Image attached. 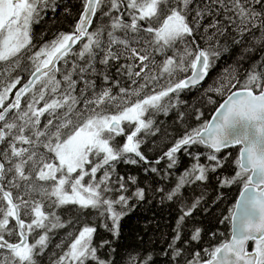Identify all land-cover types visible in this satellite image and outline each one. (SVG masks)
Instances as JSON below:
<instances>
[{"label":"snow or ice","instance_id":"snow-or-ice-1","mask_svg":"<svg viewBox=\"0 0 264 264\" xmlns=\"http://www.w3.org/2000/svg\"><path fill=\"white\" fill-rule=\"evenodd\" d=\"M80 5L72 30L45 40L34 26L61 7L70 16L69 4L0 0V264H114L121 220L132 201L146 199L144 188H130L138 178L118 174L117 166L167 179L181 153L190 166L172 188L156 189L180 211L162 255L169 264H264V0ZM229 37L234 44L247 37V55L203 88ZM193 90L210 104L226 94L210 120L181 99ZM161 115L175 127L164 126ZM158 141L171 143L150 158ZM226 164L234 172L215 177L219 188L242 187L225 217L230 238L188 259L186 247L199 244L204 230H189L185 221L204 194L189 202L184 189L206 184ZM97 220L112 240L95 242ZM125 264L156 261L151 251L137 252Z\"/></svg>","mask_w":264,"mask_h":264},{"label":"trees","instance_id":"trees-1","mask_svg":"<svg viewBox=\"0 0 264 264\" xmlns=\"http://www.w3.org/2000/svg\"><path fill=\"white\" fill-rule=\"evenodd\" d=\"M64 4H69L72 7V14L69 16L65 14L62 7L55 13V18L51 12L41 21L40 24L34 26L36 33L44 32L46 35L44 39L47 40L52 37L56 31L70 32L72 30L75 20L78 18L80 11V0H63ZM95 26V24L93 25ZM258 35V33H257ZM226 50L221 55V58L217 62L214 69L211 70L209 78L203 83V88L208 87L214 80H216L225 68L235 64L241 57V55H247L245 48L248 46V38L240 44L232 43L231 37L226 41ZM79 47V45H77ZM256 58V54H253V59ZM244 67H248V61L245 60ZM123 83V81H122ZM115 91V90H114ZM224 97L214 96L215 104L206 102V98L202 91H185L181 93V99L187 100L191 105H197L201 107L204 112L203 119L210 120L214 114V110L217 106L224 102ZM191 111V109H189ZM159 120L163 121L166 127H175L172 123L171 116H159ZM155 139V138H153ZM171 141L163 142L158 141L149 153L150 158L162 154L167 149ZM203 151L202 148L197 149ZM233 155L236 154L235 149H230ZM192 160L183 153L180 154V161L175 169L169 170L171 175L167 179H162L163 172L160 175L155 173H145L142 167L119 164L116 168V172L120 175H124L127 178L128 175H134L137 179V185H130L132 190L139 186L145 189L146 199L144 201H132L135 205L131 212L121 220V234L118 240H115L112 247L116 248V252L113 253L114 264H125L128 254H136L137 252L145 254L151 251L154 254L156 264H169V257L163 256V251L167 248L168 243L172 239L173 228L176 224L177 217L180 215L179 205L176 202H161L162 193L156 191L158 188H165L168 190L175 185L176 177L182 174V172L190 166ZM201 163H205V158L201 157ZM163 162L157 167L163 168ZM234 169L226 164L224 169H219L217 173H210L209 180L206 184L191 185L184 189L185 198L191 201L195 197H199L204 194V200L201 206L193 213V217L185 221L189 230L194 227L203 228L202 240L199 244L188 245L185 249L187 253L186 258H191L192 251H201L204 247H213L220 244L222 241L230 238L231 224L225 219L231 214V211L237 202V199L242 191V187L239 185H233L230 188H219V181L215 178L220 173L231 175ZM222 193V195H221ZM223 221V222H221ZM91 223V219L88 221ZM100 221H96L97 235L96 241L100 240H112L110 233L99 227ZM68 229L60 230V233L66 232ZM210 233H216L213 237ZM189 235V232L185 233L184 239ZM59 240L60 235H57L54 240ZM53 240V241H54ZM67 247V245H65ZM107 246L99 253L102 256L107 255ZM45 264L47 261L45 260Z\"/></svg>","mask_w":264,"mask_h":264},{"label":"water","instance_id":"water-1","mask_svg":"<svg viewBox=\"0 0 264 264\" xmlns=\"http://www.w3.org/2000/svg\"><path fill=\"white\" fill-rule=\"evenodd\" d=\"M214 115V114H213ZM212 117V116H211ZM211 119V118H210ZM238 200H239V197H238V199H237V202H238ZM253 250V248H252V242H249V251H252Z\"/></svg>","mask_w":264,"mask_h":264},{"label":"rangeland","instance_id":"rangeland-1","mask_svg":"<svg viewBox=\"0 0 264 264\" xmlns=\"http://www.w3.org/2000/svg\"><path fill=\"white\" fill-rule=\"evenodd\" d=\"M118 139H119V140H121V141L123 140V138H122V137H121V138H118ZM56 241H58V240H57V239H56V240H54V241H53V244H55V243H56ZM252 248H253V250H254V247H253V245H252Z\"/></svg>","mask_w":264,"mask_h":264},{"label":"bare ground","instance_id":"bare-ground-1","mask_svg":"<svg viewBox=\"0 0 264 264\" xmlns=\"http://www.w3.org/2000/svg\"><path fill=\"white\" fill-rule=\"evenodd\" d=\"M205 82V81H204Z\"/></svg>","mask_w":264,"mask_h":264}]
</instances>
